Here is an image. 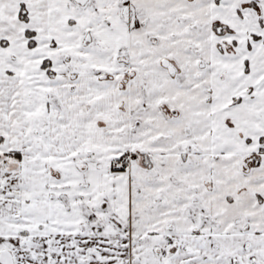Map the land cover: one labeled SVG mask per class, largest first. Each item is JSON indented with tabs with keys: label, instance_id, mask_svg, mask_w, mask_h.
<instances>
[{
	"label": "snow or ice",
	"instance_id": "obj_1",
	"mask_svg": "<svg viewBox=\"0 0 264 264\" xmlns=\"http://www.w3.org/2000/svg\"><path fill=\"white\" fill-rule=\"evenodd\" d=\"M0 264H264V0H0Z\"/></svg>",
	"mask_w": 264,
	"mask_h": 264
}]
</instances>
